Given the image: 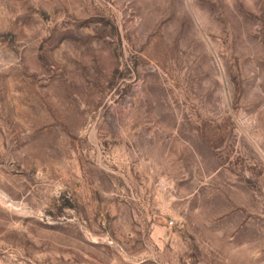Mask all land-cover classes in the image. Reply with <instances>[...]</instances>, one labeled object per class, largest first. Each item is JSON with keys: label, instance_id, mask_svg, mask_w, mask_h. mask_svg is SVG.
<instances>
[{"label": "rangeland", "instance_id": "374dc122", "mask_svg": "<svg viewBox=\"0 0 264 264\" xmlns=\"http://www.w3.org/2000/svg\"><path fill=\"white\" fill-rule=\"evenodd\" d=\"M0 264H264V0H0Z\"/></svg>", "mask_w": 264, "mask_h": 264}]
</instances>
